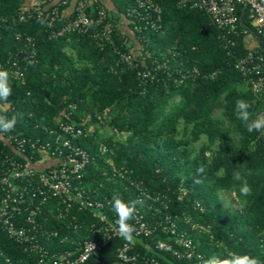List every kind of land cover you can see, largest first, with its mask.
<instances>
[{"label":"trees","instance_id":"16d2710c","mask_svg":"<svg viewBox=\"0 0 264 264\" xmlns=\"http://www.w3.org/2000/svg\"><path fill=\"white\" fill-rule=\"evenodd\" d=\"M35 1L0 0V62L8 67L7 57L19 50L34 52L22 62L23 81L9 75L12 93L0 105L8 116H23L13 132L39 134L61 120L80 126L83 134L72 143L89 155L82 180L90 197L102 202L98 208L72 206L67 217L42 222L58 231L45 241L49 251L73 250L86 237L101 239L90 230L94 222L104 224L93 212L118 219L111 203L118 193L126 202L143 201L136 209L155 225L148 235H133L129 252L138 258L201 264L155 247L157 239L172 236L161 228L167 224L191 237L203 258L233 251L264 264V133L247 132L235 114L238 98L250 103L253 116L264 107V94L253 93L235 67L248 51L243 29L258 35L255 48L264 53V35L252 24L248 7L237 5V31L227 32L203 9L153 0L161 8L155 26L143 27L135 17L126 23L128 33L122 16L136 0H109L108 5L93 0L91 9L102 5L113 22L110 43L94 37L98 27L50 36L42 16L20 19L21 9ZM120 52L130 53L133 64L121 60ZM0 147L8 151L1 140ZM201 166L205 171L198 174ZM234 172L247 180L250 195L240 194ZM198 175L203 183L193 182ZM221 191H233L237 206L227 208ZM124 241L106 239L81 264H132L117 256ZM0 245L11 259L7 264L32 260L22 243L2 231Z\"/></svg>","mask_w":264,"mask_h":264},{"label":"built area","instance_id":"2783aa9c","mask_svg":"<svg viewBox=\"0 0 264 264\" xmlns=\"http://www.w3.org/2000/svg\"><path fill=\"white\" fill-rule=\"evenodd\" d=\"M42 4L36 0L21 9L20 19H26L34 14L42 16L50 36L62 35L66 31H85L94 28V37L99 40L112 42L113 22L108 18L106 9L100 5L91 9L93 0H49ZM181 5L195 6L203 9L211 21L227 32L237 31V5L243 3L248 7L252 24L264 35V0H178ZM161 8L153 0H136L135 6L128 9L127 15L122 16V26L130 33L126 23L137 18L147 25L155 26V21L161 18ZM128 15H132L131 18ZM60 20V23H55ZM133 28L141 30V25L134 24ZM246 45L248 51L236 59L235 67L248 80L251 90L258 96L264 94V53L257 51L258 35L248 29ZM26 40L31 42V37ZM98 40V41H99ZM126 41V38H124ZM15 56L7 57L6 62H0V68L6 69L10 76L24 80V65L22 62L32 56L19 50ZM15 57V58H14ZM121 60L133 64V56L128 52H120ZM257 113H264V107ZM83 134L80 126L68 120H61L55 126L43 127L39 134H24L18 132L0 133V140L8 151L0 147V231L16 242L23 244L32 259L29 264H81L91 254L100 249L106 239L119 236L118 225L106 218V214L95 210L93 215L104 224L92 223L91 232L102 238L86 237L73 250L64 249L59 253L50 252L45 241L57 236L58 231L45 226L48 218L61 219L68 216L72 206L100 207L99 199L91 198L83 183V173L87 164L88 152L81 146L72 143V138ZM105 150V147L102 148ZM70 218H74L70 216ZM135 228L133 235H148L152 225L138 212L129 221ZM164 231L172 234L170 238H159L155 247L170 252L176 258L194 259L200 261L203 253L197 250L196 244L185 232H177L175 226L163 224ZM76 231V224L74 226ZM65 236L62 239H66ZM62 241V240H61ZM132 243L124 241L118 248L117 256L123 262L132 264H162L153 255L130 253ZM76 252L68 257L71 252ZM232 252V251H230ZM238 254V253H237ZM11 262L0 245V264Z\"/></svg>","mask_w":264,"mask_h":264},{"label":"clouds","instance_id":"9594fccd","mask_svg":"<svg viewBox=\"0 0 264 264\" xmlns=\"http://www.w3.org/2000/svg\"><path fill=\"white\" fill-rule=\"evenodd\" d=\"M41 23H44L42 20ZM12 93V88L9 82V73L6 69L0 68V101H7ZM251 105L244 99H237L235 101V114L236 118L240 120L246 131L249 133L259 132L264 133V113H257L255 116L250 113ZM6 108L0 105V133H7L14 130L18 120L23 119L22 114L14 113L11 116L5 114ZM205 169L201 166L197 169L198 174H203ZM233 177L236 180L241 181L239 188L242 196H248L251 194L250 186L246 179H243L239 172H234ZM194 183H203V180L198 177L194 178ZM112 210L117 216L116 224L118 225V235L122 237L128 243L133 242V233L135 228L129 223L136 213V204L143 203L141 200H134L126 202L118 193L113 194ZM175 257V256H174ZM186 259V258H178ZM201 264H261V261L257 257L250 256L248 254H237L235 252H228L226 257H220L217 255L209 256L208 258H200ZM189 260V259H186ZM194 259H191L193 261ZM196 261V260H194ZM199 261V262H200ZM199 263L198 261H196Z\"/></svg>","mask_w":264,"mask_h":264},{"label":"rangeland","instance_id":"374dc122","mask_svg":"<svg viewBox=\"0 0 264 264\" xmlns=\"http://www.w3.org/2000/svg\"><path fill=\"white\" fill-rule=\"evenodd\" d=\"M92 129V126L90 127V130ZM203 139V138H202ZM200 144H201V141L199 142H196L195 143V147L196 148H199V146H200ZM220 200H221V202L227 207V208H229V207H235V206H237V200H236V198H235V196H234V192L233 191H231V192H228V191H221L220 192Z\"/></svg>","mask_w":264,"mask_h":264},{"label":"crops","instance_id":"0c3cea01","mask_svg":"<svg viewBox=\"0 0 264 264\" xmlns=\"http://www.w3.org/2000/svg\"><path fill=\"white\" fill-rule=\"evenodd\" d=\"M100 1L103 2L104 4H107V5L110 4V1L109 0H100Z\"/></svg>","mask_w":264,"mask_h":264}]
</instances>
